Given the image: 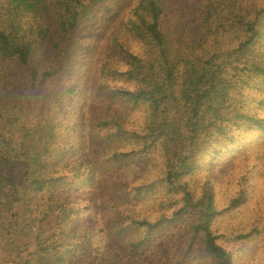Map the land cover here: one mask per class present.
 Listing matches in <instances>:
<instances>
[{
	"label": "trees",
	"instance_id": "obj_1",
	"mask_svg": "<svg viewBox=\"0 0 264 264\" xmlns=\"http://www.w3.org/2000/svg\"><path fill=\"white\" fill-rule=\"evenodd\" d=\"M124 2L0 0V264H87L76 255L90 238L81 234L75 216L79 187L93 186L88 176L96 172L94 138L85 134L81 107L69 115L64 107L85 96L82 79L91 83L85 71L74 83V54L84 31L96 21L115 20ZM111 48V57L126 68L104 65L103 75L135 89L104 84L100 93L144 105L146 118L143 133L132 132L138 150L113 151L110 160L149 164L161 158L162 183L179 204L172 217L132 216L131 227L143 235L128 245V254L186 217L188 249L201 238L215 264H234L213 229L220 213L213 187L205 185L198 195L189 179L205 154L217 157L264 133V119L245 112L236 99L251 83L264 84V0H137ZM121 121L109 117L104 126L111 124L114 135L125 139ZM141 188L133 191L140 194ZM143 197L125 203L134 206ZM245 200L239 191L230 208Z\"/></svg>",
	"mask_w": 264,
	"mask_h": 264
},
{
	"label": "rangeland",
	"instance_id": "obj_2",
	"mask_svg": "<svg viewBox=\"0 0 264 264\" xmlns=\"http://www.w3.org/2000/svg\"><path fill=\"white\" fill-rule=\"evenodd\" d=\"M136 3L137 0H127L126 5L122 3L117 9L119 14L115 20L94 22L84 31L79 43L80 49L74 54L78 66L74 69V83L81 71H85V77L91 74V83L86 85L83 81L85 79H82L80 87L85 96L71 100L64 110L68 109L69 115L75 107H81L80 110L85 114V134L94 138L90 147L96 155V172L88 176L93 186L82 184L78 186L80 192L77 191L76 206L80 213L75 216V220H78L81 234H88L90 238L85 252L76 255L77 261L87 264H215L212 257L203 250L201 238L196 239L191 250L188 249L186 217H179L161 227L154 233L152 242L137 253L128 254V245L134 238L143 235L142 230L135 231L131 227L130 222L135 220L132 216L151 221L163 214L172 217L179 205L173 202L172 195L167 194L162 183L161 158L149 164L135 162L133 159L122 163L110 160L113 151L138 150L139 143L132 132L141 134L145 127L144 105L111 100L100 93L104 84L135 89L132 83L104 76L102 68L104 65L121 70L126 68L125 64L117 61L118 57H111V42L115 36L122 38L125 22ZM133 46L140 53L144 51L138 43ZM116 54L118 56L119 52ZM251 84L244 87L236 99L245 112L257 114L264 119V84ZM109 117L122 119L127 133L125 139L114 135L111 124L104 126ZM96 123L103 125L97 126ZM73 125L77 127L76 123ZM75 144L81 146L80 143ZM90 152L89 148L86 156ZM199 165L196 174L189 179L190 186L198 195L205 185L213 187L215 206L220 212L213 222V229L219 237V243L232 253L234 264H264V133L243 140L217 157L211 156V153L205 154ZM70 180L74 181L72 177ZM134 188H141L142 191L137 194ZM243 190L246 193L245 203L231 209V200ZM141 195H144V201L135 207L125 203ZM246 234L251 237L242 239L241 236Z\"/></svg>",
	"mask_w": 264,
	"mask_h": 264
}]
</instances>
